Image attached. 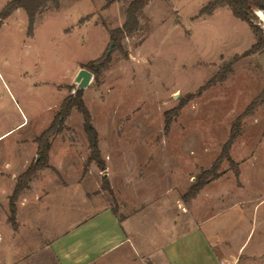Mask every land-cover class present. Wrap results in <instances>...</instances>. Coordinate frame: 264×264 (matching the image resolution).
Segmentation results:
<instances>
[{
    "label": "rangeland",
    "instance_id": "obj_1",
    "mask_svg": "<svg viewBox=\"0 0 264 264\" xmlns=\"http://www.w3.org/2000/svg\"><path fill=\"white\" fill-rule=\"evenodd\" d=\"M130 1L60 0L40 12L32 35L25 13L0 30V264H60L52 240L100 210L131 217L133 241L96 264H149V257L167 264L162 247L175 237L197 258L207 238L218 259L225 251L229 264H264V102L242 118L230 149L240 175L223 157L219 177L208 175L199 194L186 197L264 89V47L188 99L257 35L228 6L201 13L210 0H148L139 29L122 40L128 55L114 49L102 68L109 29L123 25ZM256 17L264 28V9ZM93 60L98 73L86 67ZM82 69L92 72L85 85ZM80 88L106 168L87 161L83 116L73 108L49 138V166L17 198L14 225L11 198L38 158L36 137Z\"/></svg>",
    "mask_w": 264,
    "mask_h": 264
},
{
    "label": "trees",
    "instance_id": "obj_2",
    "mask_svg": "<svg viewBox=\"0 0 264 264\" xmlns=\"http://www.w3.org/2000/svg\"><path fill=\"white\" fill-rule=\"evenodd\" d=\"M110 1H108L109 3ZM53 4L56 8L60 7V0H10L0 10V28L2 27L6 18H8L16 9L23 8L28 15V34L32 35L34 25L38 13L44 10L48 4ZM148 0H131L125 9V21L122 26L109 29V35L111 40L110 48L105 53V60L101 63L102 68L106 67L111 61V53L114 49H118L127 56L128 53L124 50L122 40L134 33L139 29V12L147 5ZM228 6L233 15L245 22L251 27L254 33L258 37V41L251 46L248 50L240 54H235L225 65V69L222 72H218L213 76L206 84L200 87L196 93H189L188 99L202 94L203 90L211 85L221 82L227 78V72L232 71L233 64L244 56L250 55L256 51H259L264 47V28L256 17V10L264 9V0H210L207 5L201 9V13H213L218 7ZM97 60L90 61L86 64L87 68L93 69L94 72L98 73L99 68L96 66ZM91 72V71H90ZM92 73V72H91ZM264 102V89L262 92L250 103L245 112L240 115L232 126L231 133L225 142L222 153L218 158L217 162L208 170L204 171L200 175L198 181L191 185L189 191L186 194L188 199L196 197L199 192L204 188L207 183V176L212 175L213 178H218L219 173L217 168L221 159L227 158L234 167L236 175H240V169L238 164L233 160L230 155V149L234 144L237 137L240 135L241 120L246 114H250L254 109ZM73 108H76L83 116L84 130L86 132L90 154L88 155L87 161H96L101 170L106 168L105 161L101 156L99 148V135L96 127L93 124L91 112L83 99V88L78 89L75 93L69 94L61 103L60 110L57 112L54 120L50 126L44 130L40 135L36 137L38 143V158L31 164L26 171L22 172L17 177L16 186L14 193L11 198V210L12 216L10 220L15 225V213H16V200L19 195L23 192L24 188L28 186V181L31 176L40 168L49 166V151L51 143L49 138L63 126L64 120L70 115ZM170 121H166V129H169ZM106 189L111 191V188L106 183Z\"/></svg>",
    "mask_w": 264,
    "mask_h": 264
},
{
    "label": "crops",
    "instance_id": "obj_3",
    "mask_svg": "<svg viewBox=\"0 0 264 264\" xmlns=\"http://www.w3.org/2000/svg\"><path fill=\"white\" fill-rule=\"evenodd\" d=\"M1 1L3 3V8L10 0ZM24 13L27 15L23 8L16 9L5 19L2 27L8 20L24 15ZM39 15L40 13H38L36 21L38 20ZM4 134H1L0 137ZM129 220L131 221L132 218H127L122 222L113 211L104 212L103 210H100L94 217L82 223L73 224L62 234L56 236L50 244V249L59 260L60 264H96V262H99L106 253L112 249L119 248L127 243L132 244V232L128 227ZM172 220L174 223H177L180 219L174 221L172 218ZM129 232L130 236H127V233ZM212 232H214V230ZM217 233L218 231H215L213 234L218 235ZM203 240L204 246L198 251V258L196 257V254L184 247L185 243L182 241V238L175 237L173 240L168 241L162 247L166 263L201 264V262H203V264H217V261H219L220 264L232 263L230 256L228 257L229 253L224 251L225 246L223 247V251L226 256L223 259L219 256L218 259V255L213 252V249L217 247L213 245L214 242L207 238H204ZM199 256H202L204 260L199 261ZM149 258L151 260L149 264H155L151 257ZM134 260H137V257H135ZM247 260H249V258H247Z\"/></svg>",
    "mask_w": 264,
    "mask_h": 264
},
{
    "label": "water",
    "instance_id": "obj_4",
    "mask_svg": "<svg viewBox=\"0 0 264 264\" xmlns=\"http://www.w3.org/2000/svg\"><path fill=\"white\" fill-rule=\"evenodd\" d=\"M91 74L92 73L89 70L82 69L80 71L79 78H83V80H82L83 81L82 82L83 85H85V84H87L89 82Z\"/></svg>",
    "mask_w": 264,
    "mask_h": 264
},
{
    "label": "built area",
    "instance_id": "obj_5",
    "mask_svg": "<svg viewBox=\"0 0 264 264\" xmlns=\"http://www.w3.org/2000/svg\"><path fill=\"white\" fill-rule=\"evenodd\" d=\"M0 80H1V73H0Z\"/></svg>",
    "mask_w": 264,
    "mask_h": 264
},
{
    "label": "bare ground",
    "instance_id": "obj_6",
    "mask_svg": "<svg viewBox=\"0 0 264 264\" xmlns=\"http://www.w3.org/2000/svg\"><path fill=\"white\" fill-rule=\"evenodd\" d=\"M90 83V82H89Z\"/></svg>",
    "mask_w": 264,
    "mask_h": 264
}]
</instances>
